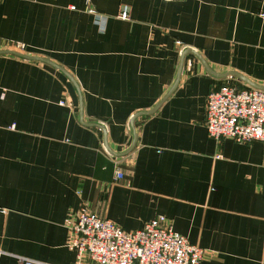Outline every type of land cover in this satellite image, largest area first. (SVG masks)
Returning <instances> with one entry per match:
<instances>
[{
  "label": "crops",
  "instance_id": "crops-1",
  "mask_svg": "<svg viewBox=\"0 0 264 264\" xmlns=\"http://www.w3.org/2000/svg\"><path fill=\"white\" fill-rule=\"evenodd\" d=\"M0 39L71 78L0 55V264H75L81 208L264 264V145L205 128L212 87H264V0H0Z\"/></svg>",
  "mask_w": 264,
  "mask_h": 264
},
{
  "label": "built area",
  "instance_id": "built-area-1",
  "mask_svg": "<svg viewBox=\"0 0 264 264\" xmlns=\"http://www.w3.org/2000/svg\"><path fill=\"white\" fill-rule=\"evenodd\" d=\"M127 17L121 13L120 18ZM5 50L23 51L0 39V51ZM205 128L215 141L228 138L238 144L264 145V90L230 84L212 87L205 99ZM116 179L121 180L122 174L117 172ZM69 247L75 251V264H201L204 254L176 233L164 216L125 232L87 208H81L70 223ZM17 264L45 263L18 258Z\"/></svg>",
  "mask_w": 264,
  "mask_h": 264
},
{
  "label": "water",
  "instance_id": "water-1",
  "mask_svg": "<svg viewBox=\"0 0 264 264\" xmlns=\"http://www.w3.org/2000/svg\"><path fill=\"white\" fill-rule=\"evenodd\" d=\"M190 53H192V51H188ZM0 55H9V56H14V57H18V58H21V59H26V60H29V61H36V62H41V63H45V64H48V65H51L53 67H56L54 66L52 63H50L48 60L46 59H43V58H39V57H34V56H27V55H24L23 53H19V52H15V51H8V50H5V51H0ZM57 69H60L59 67H56ZM62 72H64L62 69H60ZM65 73V72H64ZM66 74V73H65ZM67 75V74H66ZM68 76V75H67ZM238 78H240L241 80L245 81L250 87L254 88V89H258V90H264V87L262 86H259V85H256L254 83H251L249 81H247L246 79H243L242 77L238 76V75H234ZM69 77V76H68ZM70 78V77H69ZM71 80V78H70ZM157 110V107H155L154 109H152L151 111H148V112H142V113H139L137 115H135L132 119H131V126L133 128V123L135 121V119H137L138 117L140 116H148V115H151L153 114L155 111ZM90 126H94V127H98V128H101L99 127V125H90ZM134 130V128H133ZM134 141H133V144L130 148V150L133 148L134 144H135V141H136V136L134 134ZM120 154H117V156H119Z\"/></svg>",
  "mask_w": 264,
  "mask_h": 264
}]
</instances>
